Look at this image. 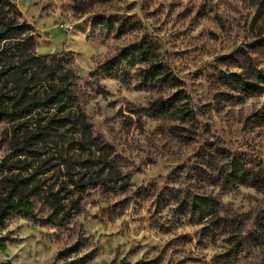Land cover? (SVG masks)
I'll return each instance as SVG.
<instances>
[{
    "label": "rangeland",
    "instance_id": "374dc122",
    "mask_svg": "<svg viewBox=\"0 0 264 264\" xmlns=\"http://www.w3.org/2000/svg\"><path fill=\"white\" fill-rule=\"evenodd\" d=\"M14 1L23 18L36 28L37 54L73 52L78 83L87 100L72 113L76 123L50 136L32 137L55 114L61 116L54 109L0 124V160L24 147L28 151L10 158V170L0 171V200L14 180L29 179L19 190L30 195L38 215L51 212L55 197L69 212V222L56 227L22 217L8 219L3 232L15 241L0 250V264L62 263L63 259L56 258L58 252L79 238L84 239L80 252L67 259L72 264L146 260H152L151 264H217L214 256L222 249L221 240L204 250L194 242L176 244L179 234L195 235L200 226L182 225L170 232L155 228L156 210L142 199L141 191L174 185L171 181L177 172L192 167L207 141L219 140L232 153L264 159V126L250 130L241 122L264 105V94L218 111L209 81L222 66L221 57L264 38V0H110L83 16L74 14L72 0ZM134 14L143 21L140 34L119 39L95 36L92 26L99 17ZM143 34L168 53L199 113V142L193 146L169 141L158 130L157 121L129 111L145 105L155 94L122 87L111 79L101 80L109 94L94 92L96 85L89 74L115 49L140 40ZM41 90V85H33L28 93L43 95ZM19 92L0 81V105L11 107ZM110 187L119 194L108 191ZM223 202L250 230L254 216L264 207V194L238 187L225 194ZM248 263L264 264L257 248L238 264Z\"/></svg>",
    "mask_w": 264,
    "mask_h": 264
},
{
    "label": "trees",
    "instance_id": "16d2710c",
    "mask_svg": "<svg viewBox=\"0 0 264 264\" xmlns=\"http://www.w3.org/2000/svg\"><path fill=\"white\" fill-rule=\"evenodd\" d=\"M109 1L72 0L71 7L76 16H83ZM92 28L95 36L99 34L102 39L138 35L144 30L143 21L137 14L99 17ZM35 32V26L23 18L14 0H0V81L12 84L15 91H20L11 107L0 105V124H13L45 109H54L61 114H55L33 138L50 136L70 122L76 123L72 113L81 109L87 100L78 83L80 75L75 69L73 52L37 54ZM220 64L222 66L209 77L218 111L264 94V38L221 57ZM89 77L96 85V94H109L101 84L103 79L117 81L128 89L155 94L156 97L145 105L129 111L157 121L158 130L180 146H193L199 142V113L192 105L184 81L175 73L168 53L148 34L115 49ZM33 85H41L44 94L30 95L28 91ZM129 118L133 124V118ZM241 122L250 130L264 126V105L245 115ZM26 151L25 147L21 148L0 160V171L10 170V158ZM196 157L192 167L177 172V177L171 181L174 185L163 190L141 191L142 199L151 202L156 210L152 225L163 232L179 229L182 225L200 226L195 235L181 233L174 241L176 244L194 242L198 249L204 250L221 240L222 249L214 256L217 264H238L254 248L264 258V207L254 216L253 227L249 230L231 215L223 202V196L238 187L253 188L264 194V159L247 153H232L219 140L207 141ZM27 183L29 179L14 180L0 200V250L15 241L9 232H3L12 217H22L43 226L56 227L69 222V212L58 197L54 198L49 214L38 215L30 195L20 193L19 186ZM107 190L116 192L113 187ZM75 206L80 208L78 204ZM83 240L79 238L59 251L57 260L64 261L54 264H72L67 259L80 252ZM152 262L146 260L138 264Z\"/></svg>",
    "mask_w": 264,
    "mask_h": 264
}]
</instances>
